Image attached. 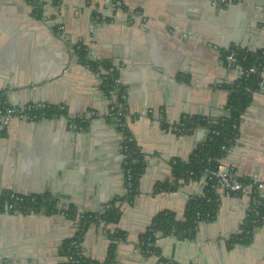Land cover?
Listing matches in <instances>:
<instances>
[{
	"label": "crops",
	"instance_id": "obj_1",
	"mask_svg": "<svg viewBox=\"0 0 264 264\" xmlns=\"http://www.w3.org/2000/svg\"><path fill=\"white\" fill-rule=\"evenodd\" d=\"M37 1L36 18L27 0H0V102L65 112L0 128V193L48 195L78 214L98 213L114 202L121 211L118 223L91 225L80 244L91 260L104 261L107 234L120 231L115 264H264V226L249 245L229 243L248 210L244 195L219 193L215 220L199 223L193 239L159 236L158 255L144 253L140 240L158 212L171 210L182 220L186 203L202 194L203 179L180 182L172 192L153 190L171 177L173 160L187 161L207 139L205 129L177 130L180 119L226 116L225 87L241 78L242 69L229 66L225 55L264 49V0H228L226 6L119 0L122 8L114 10L106 8L107 0ZM224 37L232 40L227 50L221 48ZM79 46L91 60L112 62L118 71L124 127L145 161L132 203L124 201L122 133L106 118L107 97L98 74L78 61ZM260 79L221 164L234 177H256L264 193V71ZM90 111L96 115L89 117ZM71 119L88 124L70 129ZM76 232L77 220L61 214L2 212L0 264H64L59 247Z\"/></svg>",
	"mask_w": 264,
	"mask_h": 264
},
{
	"label": "trees",
	"instance_id": "obj_2",
	"mask_svg": "<svg viewBox=\"0 0 264 264\" xmlns=\"http://www.w3.org/2000/svg\"><path fill=\"white\" fill-rule=\"evenodd\" d=\"M115 1L117 0H114L113 4ZM27 3L32 7L34 17H39L41 5L38 1L27 0ZM75 54L83 66L89 67L93 72L98 73L105 96H107L108 88H117L116 100L111 102L110 106L125 107V102L120 99V95L124 94L123 88L121 86L116 87L114 83V80L118 79L119 75L112 62L91 60L82 46L75 48ZM245 55V61H239V66L243 72L251 66L258 67L259 71L264 68V49L254 53H246ZM111 68L113 72L107 73ZM260 81V75L249 78H245L243 75L234 84L225 87L227 92L226 116L221 119L211 121L197 116H186L180 119L176 125L177 130L184 134H190L195 129H205L208 132L207 139L191 152L187 161L173 160L171 163V177L163 182H157L154 185L153 193L172 192L178 187L180 182L185 183L195 179L204 180L203 192L200 196L186 203L182 220H177L175 212L171 210H162L152 218L145 232L140 235L144 253L158 255L159 250L155 247V244L159 236L173 235L181 239H193L199 223H209L215 220L220 204V195L212 187L213 181H209L208 177H203L202 174L204 171L212 172L216 170L226 151L234 143L238 135L242 114L250 105L253 94L259 88ZM104 85L106 86L103 87ZM64 112V110H59L57 106H48L44 109L34 108L31 114L37 116L38 119H40L41 115L50 119L64 115ZM124 119L125 112L122 120L123 127L119 129L127 138L121 143L122 169L125 180L128 179L125 182L127 194L124 201L132 203L139 194V181L144 172L145 161L139 147L124 127ZM69 121L75 125L76 129L85 128L88 124L78 119ZM235 179L244 185L249 183L248 179L237 177ZM6 194L0 193V205L7 199ZM30 198L34 199V202L31 203ZM57 202V200L48 195H32L25 198L22 206L28 207L36 213H40L44 209L45 214H62L71 220H77V232L71 239L63 241L58 250V254L67 260L64 264H115L116 243L121 241L124 235L120 231L107 234L110 243L107 249V256L102 262L82 256L80 244L91 225H99L101 223L106 227L117 224L121 217L120 207L112 202L101 212L78 214L70 206L66 207V209H59ZM2 210L0 207V213ZM262 226H264V200L258 199L256 205L250 204L248 206L239 233L233 236L229 243L232 245H249L254 231Z\"/></svg>",
	"mask_w": 264,
	"mask_h": 264
},
{
	"label": "built area",
	"instance_id": "obj_3",
	"mask_svg": "<svg viewBox=\"0 0 264 264\" xmlns=\"http://www.w3.org/2000/svg\"><path fill=\"white\" fill-rule=\"evenodd\" d=\"M213 5H218V6H226L228 4V0H210ZM114 2V1H113ZM122 7V4L119 0L115 1L114 3V8L120 9ZM245 51H240L238 49L230 50L229 52L226 53L225 55V62L229 66H239V61L243 62L246 59V53H251V52H246ZM92 71L91 68L87 67ZM262 71H264V68L259 71L258 67L251 66L248 67L245 72L242 71V76L244 75L245 78H249L255 75H261ZM113 69H109L107 73H112ZM241 76V77H242ZM114 83L117 86H120L119 78L114 80ZM104 85L103 87H105ZM116 93H117V88L115 89H110L108 88L107 91V99H108V112L106 114V118L113 122L115 126L118 129H121L123 127V117H124V112H125V107H116L114 105H111V102L116 100ZM120 99L122 101H125V95L121 94ZM50 105H43V104H35V105H25L23 107H12L9 106L5 103L0 102V128H5L7 127L13 120H19V121H25V122H36L40 119H45L44 115L40 116V119L37 118V116L31 114L32 110L35 109H44L47 108ZM59 110H63L62 107H58ZM118 109V110H117ZM96 113L93 111H90L88 113L89 117L95 116ZM69 122V128L70 129H76L75 125L73 123ZM125 139H127L123 134H122V141L124 142ZM129 140V139H128ZM203 177H208L209 181H213L212 187L215 188L216 192L223 193V194H232V195H244L247 196L249 205H256L257 200H264V193H263V187L262 185L258 182L256 177H252L249 180L248 184H242L238 182L233 174L231 173H226V168L224 165L219 163L217 166L216 170L212 172H207L204 171L202 174ZM125 180V178H124ZM128 181L125 180V182ZM31 196H25V195H19L15 193H7L6 194V200L3 202L0 207L3 209L2 212L4 213H12V214H21V215H30V214H35L36 212L32 211L28 207H23L22 204L25 200V198H28ZM30 202H34V199L30 198ZM57 207L59 209H64L63 207H60L57 203ZM1 212V213H2ZM103 225V224H99Z\"/></svg>",
	"mask_w": 264,
	"mask_h": 264
},
{
	"label": "water",
	"instance_id": "obj_4",
	"mask_svg": "<svg viewBox=\"0 0 264 264\" xmlns=\"http://www.w3.org/2000/svg\"><path fill=\"white\" fill-rule=\"evenodd\" d=\"M113 1L114 0H107L106 1V4H105V6H106V8L108 9V10H114V4H113ZM106 14H109V11H108V13H106ZM106 16H108V15H106ZM224 18H226V17H224ZM228 21V19H223V23H225V22H227ZM238 28V27H237ZM245 30H246V27H245V25L243 24L241 27H240V30H239V33L238 34H244L245 33ZM236 31V30H235ZM242 31V32H241ZM243 36V35H242ZM231 39V38H230ZM228 37H224L223 38V40H222V42L224 43H222V46H221V48H223V49H225V50H227V49H229V43H231V41L230 42H228ZM232 43H234L235 44V46H237V47H241L242 48V46L243 45H239L237 42H232ZM255 49H258V47H256ZM240 70L242 69L240 66L238 67ZM229 171L228 170H226V173H228ZM8 214V213H7ZM41 214L42 215H45V210L43 209L42 211H41Z\"/></svg>",
	"mask_w": 264,
	"mask_h": 264
},
{
	"label": "rangeland",
	"instance_id": "obj_5",
	"mask_svg": "<svg viewBox=\"0 0 264 264\" xmlns=\"http://www.w3.org/2000/svg\"><path fill=\"white\" fill-rule=\"evenodd\" d=\"M30 6V5H29ZM32 8V7H31ZM86 69H88L86 66H84ZM89 71H91L90 69H88ZM91 72H93V71H91ZM94 73H96V74H98L97 72H94ZM99 76V75H98ZM100 80V79H99ZM100 86H101V81H100ZM107 97V96H106ZM108 100V99H107ZM107 112H108V110H107ZM62 215V214H61ZM81 255L82 256H84L85 257V255H83V253L81 252ZM87 258V257H86ZM67 260H66V258H65V262H66Z\"/></svg>",
	"mask_w": 264,
	"mask_h": 264
}]
</instances>
